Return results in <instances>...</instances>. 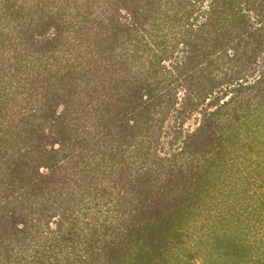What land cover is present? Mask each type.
<instances>
[{"label":"trees","instance_id":"16d2710c","mask_svg":"<svg viewBox=\"0 0 264 264\" xmlns=\"http://www.w3.org/2000/svg\"><path fill=\"white\" fill-rule=\"evenodd\" d=\"M0 264H264V0H0Z\"/></svg>","mask_w":264,"mask_h":264},{"label":"rangeland","instance_id":"374dc122","mask_svg":"<svg viewBox=\"0 0 264 264\" xmlns=\"http://www.w3.org/2000/svg\"><path fill=\"white\" fill-rule=\"evenodd\" d=\"M167 126H168V120H166L164 123H163V126H162V129L164 128H167ZM184 126L186 127V128H188V129H190L191 127H193L194 126V123H193V121H192V119H189L188 121H186L185 123H184ZM164 131L165 130H163V132L161 133V136L159 137L160 138V145H164L163 146V148H166V147H168L167 146V144H166V142H167V140H168V138H170V135H165L164 134ZM256 156L257 155H255V154H251L250 155V158L253 160V159H255L256 158ZM259 158H261V157H259ZM255 231H257V230H255ZM262 232V230H258V232H256V233H261Z\"/></svg>","mask_w":264,"mask_h":264}]
</instances>
